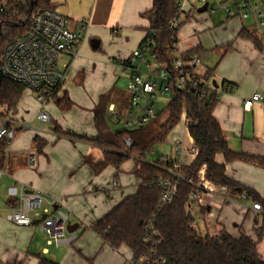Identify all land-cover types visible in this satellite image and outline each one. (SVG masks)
<instances>
[{"label":"crops","instance_id":"1","mask_svg":"<svg viewBox=\"0 0 264 264\" xmlns=\"http://www.w3.org/2000/svg\"><path fill=\"white\" fill-rule=\"evenodd\" d=\"M50 1L71 19L73 31H79V18L90 23L76 56L63 55L59 61L60 68H66L68 74L57 98L68 97L71 108L63 110L50 101L40 106L38 99L32 98V102L26 104L27 90L16 109L1 103L3 112H11L28 128L19 133L7 155L1 154L4 161L0 165V264H39L41 258L57 264H126L131 250L113 249L92 227L136 193L140 180L131 174L133 166L126 170L131 161L122 166L118 177L111 167L95 175L85 160L99 161L103 151L64 137L56 129L94 139L98 135L94 109L100 98L112 90L129 96V75L119 63L130 59L148 36L150 23L144 14L152 9L154 0ZM202 7L197 0H191L177 33L178 53L183 55L201 49L202 65L196 72L200 77L212 72L211 85H206L208 89H216L219 96L213 116L230 150L263 157L264 107L257 104L248 110L244 102L255 93L264 94V37L253 29L251 21L229 19L224 11L200 13ZM112 107L117 108V103H110L109 114ZM28 108L33 116L29 117ZM41 111L49 115L47 123L53 127L30 129L31 122L39 121L37 115ZM170 136L168 153L172 151L174 139L194 144L189 130L181 123ZM36 137L45 142L40 153L33 143ZM31 150L38 153L36 169L28 164ZM192 163L191 158L184 156L183 165ZM216 163L224 166L227 177L243 190L220 193L208 185L201 191L202 203L192 212V216L194 213L200 216V223L194 219V227L203 236L214 237L225 231L234 238L247 237L257 243L258 256L264 261V169L240 161L227 163L221 155L216 156ZM109 174L115 176L113 182ZM120 174L124 178L122 184L116 180L121 178ZM116 181L119 186L112 190L111 185ZM23 185L48 202H57L50 209L65 213L69 225L77 227L78 240L74 244L58 245L41 232L40 223L44 218L41 211L31 214L33 223L28 227L16 226L11 221V211L18 206V194ZM254 195L260 200H255ZM255 204L261 205V210H254Z\"/></svg>","mask_w":264,"mask_h":264},{"label":"trees","instance_id":"2","mask_svg":"<svg viewBox=\"0 0 264 264\" xmlns=\"http://www.w3.org/2000/svg\"><path fill=\"white\" fill-rule=\"evenodd\" d=\"M176 4L177 0H154L152 9L144 14L150 23V29L140 47L146 46L152 50L157 55V63L168 68L171 77L174 76L172 62L175 54L172 49L173 34L169 31L168 22L175 14ZM48 5L46 0H35L34 4H30L23 11L31 15ZM25 31V27L0 18V65L6 45ZM200 52L201 49H194L183 54V57L190 59L199 56ZM211 78V71L201 77L203 88H206L205 85ZM206 89L208 96L205 101H200L193 89L179 90L172 84L169 93L172 100L166 106L168 117L163 124L158 125L153 121L140 129L120 131L111 128L113 121L108 107L115 102L116 109L123 111L129 105V96L112 90L100 98L94 109V124L98 133L96 138L90 139L56 129L64 137L91 144L103 151L101 160H85V164L95 175L111 167L116 170L118 177L124 164L129 161L134 163L131 174L140 180L136 193L124 199L92 227L113 249L126 247L136 257L147 253L150 248L144 244L143 238L152 223L161 238V245L156 251L159 257L166 259V264H264L258 256L256 242L244 236L234 238L225 231L214 237L203 236L194 227V218L187 211L191 193L195 190L194 185L198 183L201 172L215 191L236 193L243 190L241 185L227 177L225 167L216 163V156H223L227 163L240 161L264 169V156L246 155L230 150L221 126L213 116L219 99L218 92L214 88ZM25 90L27 88L22 85L3 81L0 103L8 105L12 110L16 109ZM53 101L63 110L72 107L68 97L57 98V93L53 96ZM184 106L189 109V133L199 153L190 166L183 168L184 180L179 182L173 201L160 208L163 191L157 186L148 187V184L170 178L171 174L165 170L166 165L155 160L157 165H154L148 158L156 145L164 143L180 123ZM127 139L133 142L130 149L126 147ZM33 143L38 153L45 146V142L38 137ZM1 154L0 165L4 161V154ZM254 198L260 200L258 196L254 195ZM39 264L57 263L41 258Z\"/></svg>","mask_w":264,"mask_h":264},{"label":"built area","instance_id":"3","mask_svg":"<svg viewBox=\"0 0 264 264\" xmlns=\"http://www.w3.org/2000/svg\"><path fill=\"white\" fill-rule=\"evenodd\" d=\"M49 5L34 14L23 11L35 0H0V18L10 23L25 27V33L13 38L5 47L0 65V89L3 81L22 85L36 92L38 101L44 106L53 99V96L64 86L67 80V70L60 68L59 61L63 55L76 56V51L85 32L89 27V20L77 19L79 31L71 28V19L61 14ZM201 5H208L207 11L216 14L224 11L229 19L238 18L241 21H251L253 29L264 37V0H197ZM191 0H177L174 16L169 20V31L173 34L172 49L175 58L172 62L174 76L171 77L169 69L157 63V55L143 46L130 59L122 61L119 66L128 73L129 105L123 111L112 107L110 114L114 124L122 125L124 130L143 128L158 118L157 101L164 98L171 91L174 84L179 90L193 89L200 101H205L208 91L203 88L196 70L201 67L202 60L199 56L185 59L178 53L177 31L182 25L190 8ZM226 90L229 87H225ZM219 98V96H218ZM264 107V94L255 93L244 102L245 109H252L255 105ZM0 103V153L7 155L17 139L19 133L28 128L20 124L11 112H3ZM189 109L184 106L180 123L189 130ZM37 119L43 124L50 121L45 112H39ZM179 123V124H180ZM126 147L133 146L131 139L126 140ZM154 151L151 152L153 154ZM199 150L195 144L188 145L180 139L172 142L171 153L160 155L155 161L166 165L165 170L171 174L170 178L159 179L148 184V187L157 186L162 189L159 207L170 204L176 196L178 184L184 180L183 158L187 156L193 161L198 156ZM152 164L157 163L151 161ZM28 164L31 169L38 166V153L36 150L28 152ZM190 166V165H189ZM192 184V181H189ZM116 187L119 184L114 183ZM204 173L194 185L187 211L192 213L200 206L201 191L208 188ZM23 185L18 194V206L11 211V221L19 227L32 225L33 212L41 211L44 219L40 223V230L46 233L58 245H71L78 240L75 232H69V217L60 210L52 211L51 206L56 201L48 202L44 197L28 191ZM254 210H261V205L255 204ZM144 244L150 249L147 253L136 257L131 251V256L126 264H166V259L159 257L156 248L161 245L160 234L154 229L152 223L146 229L143 238Z\"/></svg>","mask_w":264,"mask_h":264},{"label":"rangeland","instance_id":"4","mask_svg":"<svg viewBox=\"0 0 264 264\" xmlns=\"http://www.w3.org/2000/svg\"><path fill=\"white\" fill-rule=\"evenodd\" d=\"M210 81H208L207 82V84H208V87L211 85V83H209ZM123 85V84H122ZM37 93L36 92H33V91H31V90H29V89H27V91H26V93H25V95H24V101L26 102V104H28V102H29V104L32 102L31 101V98L33 99V100H35V101H37ZM172 100V95L171 94H167L164 98H161V99H158V101H157V111H158V114H159V116H158V118L155 120V123L156 124H158V125H161V124H163L165 121H166V119H167V117H168V114H167V111H166V106H167V104L170 102ZM53 100H51L49 103H51V105H53ZM38 104L40 105V106H42V104L40 103V102H38ZM30 108V107H29ZM27 109V112H29V117L30 116H33V111L31 110V109ZM64 119V118H63ZM63 121V120H62ZM66 123V121H63V123ZM68 122V121H67ZM42 128L43 130L44 129H48V128H50V127H53L51 124H43V125H41L40 124V122L39 121H37V120H35V121H33V122H31L30 123V129H32V130H38L39 128ZM111 128L114 130V131H120V130H122V125H116V124H114V123H111ZM170 138H171V136L169 135L168 136V138L166 139V141L164 142V143H161V144H158V145H156V147L153 149V151H154V153L153 154H151L150 156H149V158H148V160L149 161H153V160H156L160 155H163V154H166V153H168L170 150H171V143H170ZM133 161H131V163H129L127 166H126V170H128V169H130V168H128L129 166H131V168H132V166H133ZM129 171V170H128ZM107 176H109V180L111 181V182H113L114 180H115V176H113V174H109V175H107ZM123 175L122 174H120V177L121 178H118V179H116L119 183H121L122 184V180H124V178L122 177ZM116 181V182H117ZM111 189L113 190V189H116V186L112 183V185H111ZM189 213V212H188ZM191 215H192V213H190ZM193 218L196 220V221H198V223H200V216H199V214L198 213H194L193 214ZM200 228H202L201 227V225H200Z\"/></svg>","mask_w":264,"mask_h":264},{"label":"water","instance_id":"5","mask_svg":"<svg viewBox=\"0 0 264 264\" xmlns=\"http://www.w3.org/2000/svg\"><path fill=\"white\" fill-rule=\"evenodd\" d=\"M207 9H208V5H204L202 8L199 9V12H200V13L206 12ZM213 85H215V87L218 88V86L216 85V82H213ZM43 219H44V218H43ZM38 222H40V221H38ZM76 228H77V227L74 226V225H73V226L69 225V227H68V231H69V232H75V231L77 230Z\"/></svg>","mask_w":264,"mask_h":264}]
</instances>
